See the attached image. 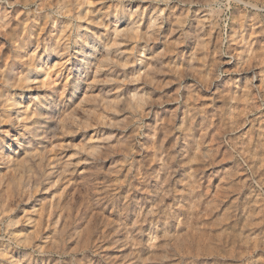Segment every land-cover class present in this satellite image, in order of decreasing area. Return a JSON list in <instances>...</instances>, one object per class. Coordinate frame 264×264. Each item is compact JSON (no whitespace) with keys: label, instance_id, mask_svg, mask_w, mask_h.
I'll return each instance as SVG.
<instances>
[{"label":"rangeland","instance_id":"rangeland-1","mask_svg":"<svg viewBox=\"0 0 264 264\" xmlns=\"http://www.w3.org/2000/svg\"><path fill=\"white\" fill-rule=\"evenodd\" d=\"M0 264H264V0H0Z\"/></svg>","mask_w":264,"mask_h":264},{"label":"bare ground","instance_id":"bare-ground-1","mask_svg":"<svg viewBox=\"0 0 264 264\" xmlns=\"http://www.w3.org/2000/svg\"><path fill=\"white\" fill-rule=\"evenodd\" d=\"M150 11H152V13L149 15V21H148V23H150V19L155 15V12H154V9H152V10H150ZM149 11V12H150ZM11 176V175H10Z\"/></svg>","mask_w":264,"mask_h":264}]
</instances>
